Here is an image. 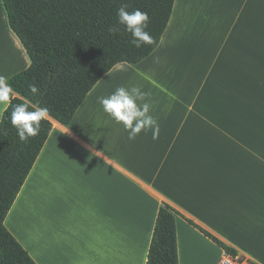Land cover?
<instances>
[{"label": "crops", "instance_id": "0c3cea01", "mask_svg": "<svg viewBox=\"0 0 264 264\" xmlns=\"http://www.w3.org/2000/svg\"><path fill=\"white\" fill-rule=\"evenodd\" d=\"M29 64L0 0V75ZM119 86L151 94L155 133L129 140L103 111ZM51 121L4 220L36 264H146L163 204L179 264L224 256L187 220L264 264V0H175L149 57L105 74L67 126Z\"/></svg>", "mask_w": 264, "mask_h": 264}, {"label": "trees", "instance_id": "16d2710c", "mask_svg": "<svg viewBox=\"0 0 264 264\" xmlns=\"http://www.w3.org/2000/svg\"><path fill=\"white\" fill-rule=\"evenodd\" d=\"M9 28L22 44L29 66L8 82L18 95L0 121V264H36L4 226V220L35 164L54 120L67 126L87 94L119 64H138L158 47L175 0H1ZM139 9L149 16L147 31L154 44L136 48L132 36L119 24L117 9ZM34 84L41 95L34 96ZM39 104L49 111L40 133L21 142L11 123L16 103ZM177 213L163 204L156 216L146 264H179L176 241ZM225 254L236 251L198 225ZM243 262V259H238ZM252 264V263H251Z\"/></svg>", "mask_w": 264, "mask_h": 264}, {"label": "clouds", "instance_id": "9594fccd", "mask_svg": "<svg viewBox=\"0 0 264 264\" xmlns=\"http://www.w3.org/2000/svg\"><path fill=\"white\" fill-rule=\"evenodd\" d=\"M119 24L123 25L131 34V44L136 48L154 44V38L147 31L149 16L139 9L129 11L128 5L121 4L117 9ZM159 58L155 59L158 62ZM29 91L34 96L41 95V91L34 84H30ZM18 95L8 82L7 78L0 75V104H8ZM150 93L138 86H119L110 95L98 97V103L103 111L114 121L122 124L128 132V139L134 140L139 134L158 129V122L151 114L152 105L149 102ZM49 111L39 104L30 102L16 103L11 112V123L17 130L21 142H26L37 136L46 120Z\"/></svg>", "mask_w": 264, "mask_h": 264}, {"label": "built area", "instance_id": "2783aa9c", "mask_svg": "<svg viewBox=\"0 0 264 264\" xmlns=\"http://www.w3.org/2000/svg\"><path fill=\"white\" fill-rule=\"evenodd\" d=\"M219 264H248V262H239L238 258L233 259L229 255L224 253V256L219 261Z\"/></svg>", "mask_w": 264, "mask_h": 264}]
</instances>
